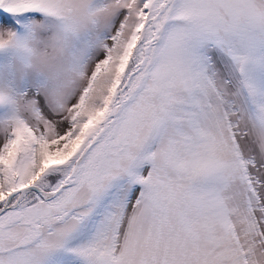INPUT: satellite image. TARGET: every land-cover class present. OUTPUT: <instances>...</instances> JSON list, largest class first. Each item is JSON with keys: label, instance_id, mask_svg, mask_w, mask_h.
Masks as SVG:
<instances>
[{"label": "snow or ice", "instance_id": "6c2138e0", "mask_svg": "<svg viewBox=\"0 0 264 264\" xmlns=\"http://www.w3.org/2000/svg\"><path fill=\"white\" fill-rule=\"evenodd\" d=\"M0 264H264V0H0Z\"/></svg>", "mask_w": 264, "mask_h": 264}]
</instances>
